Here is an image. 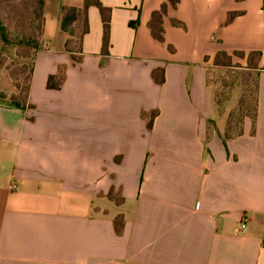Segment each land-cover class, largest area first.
Wrapping results in <instances>:
<instances>
[{
  "label": "crops",
  "instance_id": "0c3cea01",
  "mask_svg": "<svg viewBox=\"0 0 264 264\" xmlns=\"http://www.w3.org/2000/svg\"><path fill=\"white\" fill-rule=\"evenodd\" d=\"M100 2L108 50L92 6L81 63L62 8L84 0L44 2L32 108L0 105V264H264V0ZM219 51L260 72L241 134L210 83Z\"/></svg>",
  "mask_w": 264,
  "mask_h": 264
},
{
  "label": "rangeland",
  "instance_id": "374dc122",
  "mask_svg": "<svg viewBox=\"0 0 264 264\" xmlns=\"http://www.w3.org/2000/svg\"><path fill=\"white\" fill-rule=\"evenodd\" d=\"M41 25L38 0H0V105L9 104L14 94L22 102L26 78L38 49L42 48ZM72 32L76 37L80 30L73 28ZM259 74L241 69L212 68L210 71L219 111L232 109L231 134L242 128L246 116L255 118Z\"/></svg>",
  "mask_w": 264,
  "mask_h": 264
},
{
  "label": "trees",
  "instance_id": "16d2710c",
  "mask_svg": "<svg viewBox=\"0 0 264 264\" xmlns=\"http://www.w3.org/2000/svg\"><path fill=\"white\" fill-rule=\"evenodd\" d=\"M41 8V17H42V27H41V38L43 34V24H44V2L46 0H38ZM179 0H170L172 5H176ZM95 6L97 7L102 15L103 24H104V52H107L109 46V37H110V20H111V9L105 8L100 0H84L83 8H76V7H69L64 6L62 8V30L68 34L69 39L66 43V49L70 53L72 60L75 63H81L83 58L82 52V42L84 36L89 32V23H88V10L90 7ZM167 12V6H164L161 11L156 12L153 16L151 29L153 31L154 36L160 42L164 41L163 37V27L162 21L163 17ZM75 28L76 30H80L78 36L75 37V33H71V29ZM5 35V34H4ZM5 38V36H4ZM76 39V41H75ZM40 49H38L39 51ZM37 51V52H38ZM258 54H252V57L258 58ZM35 62V59H34ZM213 67L214 68H223V69H240V66H235L232 62V57L226 54L225 52L219 51L214 57L213 60ZM250 68V67H248ZM34 71V64L31 68L28 77L26 78V87L23 90V100L19 102L16 100L17 95L14 94L10 100L9 104L3 103L6 107L9 108H16L23 111L32 108V105L29 103V94H30V87H31V80ZM65 80V69L60 68L58 74L55 76H50L47 83V88L52 90H60L62 84ZM259 81V78H258ZM257 81V82H258ZM211 83V81H210ZM259 84V83H258ZM19 89V87H18ZM5 97H1L4 99ZM256 113V111H255ZM256 116V114H255ZM248 117V116H246ZM154 118V116H153ZM153 118L149 122L148 127L151 128L153 124ZM255 123V118L252 119ZM230 125V121H229ZM241 128L236 134H241Z\"/></svg>",
  "mask_w": 264,
  "mask_h": 264
},
{
  "label": "built area",
  "instance_id": "2783aa9c",
  "mask_svg": "<svg viewBox=\"0 0 264 264\" xmlns=\"http://www.w3.org/2000/svg\"><path fill=\"white\" fill-rule=\"evenodd\" d=\"M246 228V222L245 220H242V222L240 223V231L244 230Z\"/></svg>",
  "mask_w": 264,
  "mask_h": 264
}]
</instances>
